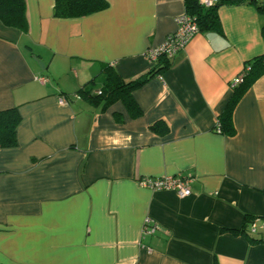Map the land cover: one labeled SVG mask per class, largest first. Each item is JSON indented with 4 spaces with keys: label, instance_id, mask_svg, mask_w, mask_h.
I'll use <instances>...</instances> for the list:
<instances>
[{
    "label": "crops",
    "instance_id": "1",
    "mask_svg": "<svg viewBox=\"0 0 264 264\" xmlns=\"http://www.w3.org/2000/svg\"><path fill=\"white\" fill-rule=\"evenodd\" d=\"M105 1L63 18L54 0H24V31L0 21V112L20 117L0 142V264H264V243L240 232L264 224V74L234 106V134L217 127L233 80L264 55V12L219 5L160 81L144 52L184 0ZM109 74L125 86L92 94ZM177 174L192 177L187 197L138 182Z\"/></svg>",
    "mask_w": 264,
    "mask_h": 264
},
{
    "label": "trees",
    "instance_id": "2",
    "mask_svg": "<svg viewBox=\"0 0 264 264\" xmlns=\"http://www.w3.org/2000/svg\"><path fill=\"white\" fill-rule=\"evenodd\" d=\"M241 1L255 5L258 11L264 12V0H217L211 7L204 8L198 0H184L185 11L195 18L199 31H207L213 29L218 24L217 8L222 4H235ZM107 6L105 0H54L53 14L56 17L72 18L84 16L96 11H99ZM0 21L7 26L15 27L24 31L26 29V17H25V2L24 0H0ZM262 35H264V26H262ZM167 61L162 60L159 66L154 70H149V74L155 75L159 73L162 68L166 66ZM249 70L244 74L242 81L237 84L233 92L217 119V127L220 133L226 135H233L235 132L232 123V112L234 106L243 95V93L251 86V84L262 74H264V55L255 57L247 62ZM109 83L106 84L101 90L100 94L95 96H103L107 93V88L114 84V90L122 88L124 84L113 83L112 74L108 77ZM143 81L140 77L135 81H131V86H137ZM116 86L118 87L116 89ZM120 86V87H119ZM114 91V92H115ZM111 92H109L110 94ZM19 114L17 110H7L0 112V142L2 145H12L15 142V128L19 122ZM253 219L246 218L245 225L252 222ZM245 234L249 241L252 243H264V238L260 236V233L255 237L244 229L240 230Z\"/></svg>",
    "mask_w": 264,
    "mask_h": 264
},
{
    "label": "built area",
    "instance_id": "3",
    "mask_svg": "<svg viewBox=\"0 0 264 264\" xmlns=\"http://www.w3.org/2000/svg\"><path fill=\"white\" fill-rule=\"evenodd\" d=\"M217 0H198V3L204 7H211ZM176 29L168 33L163 41L156 46L148 47L144 52V57L149 64V69H156L162 60L169 61L177 52L184 49L191 38L199 32L197 22L194 17L189 15L186 11L176 17ZM249 70V65L243 68V71L233 80V85L239 84L244 74ZM155 76L163 81V77L160 73H156ZM44 82V78H39ZM92 94H100V90L94 91ZM76 97H80L79 93L74 94ZM69 96L60 95L58 102L60 104H67ZM192 177L189 175H165L162 177H143L138 180L139 184L143 187H147L153 190H171L174 191L178 197H187L191 194L190 183ZM250 232L255 233L260 230V236L264 238V224L258 225L257 220L253 219L249 228ZM154 231V227L149 225V221H145L143 227V233L148 234Z\"/></svg>",
    "mask_w": 264,
    "mask_h": 264
},
{
    "label": "water",
    "instance_id": "4",
    "mask_svg": "<svg viewBox=\"0 0 264 264\" xmlns=\"http://www.w3.org/2000/svg\"><path fill=\"white\" fill-rule=\"evenodd\" d=\"M34 59H35L36 61L38 60L37 57H35V56H34ZM40 66L43 67V65H41V64H40Z\"/></svg>",
    "mask_w": 264,
    "mask_h": 264
}]
</instances>
